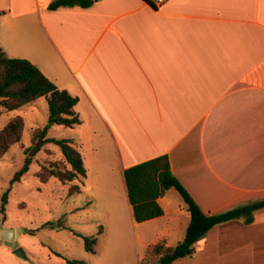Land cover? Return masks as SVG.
Listing matches in <instances>:
<instances>
[{"label": "crops", "instance_id": "crops-1", "mask_svg": "<svg viewBox=\"0 0 264 264\" xmlns=\"http://www.w3.org/2000/svg\"><path fill=\"white\" fill-rule=\"evenodd\" d=\"M52 1L0 0V48L78 97L84 130L71 139L80 150L98 138L134 221L124 170L163 154L208 214L264 198V0ZM170 191L147 220L151 245L175 246L190 222ZM171 264H264V207Z\"/></svg>", "mask_w": 264, "mask_h": 264}, {"label": "rangeland", "instance_id": "rangeland-1", "mask_svg": "<svg viewBox=\"0 0 264 264\" xmlns=\"http://www.w3.org/2000/svg\"><path fill=\"white\" fill-rule=\"evenodd\" d=\"M15 115L25 118V126L22 140L0 160V223L4 227L25 230L18 241L31 260L17 256L0 240V264H63L65 258L80 259L84 264H143L142 259L155 239L151 232L154 226L151 221H134L128 205L117 195L115 173L102 170V165L110 166L111 158L104 153L102 159L98 138L89 141V145L87 142L80 146L89 167L87 176H79L74 181L79 184L80 193L69 195L70 185L55 177L48 182L38 177L41 162L62 159L59 147L52 142L37 153L28 171L11 186L15 173L25 163L23 147L31 145L34 128L48 125L46 97L0 114V129ZM83 130L84 126L80 124L74 128L55 124L49 127L47 137L71 139ZM92 143L97 151L92 150ZM8 188L3 213V195ZM168 198L174 207L178 206L177 200L182 206L185 204L174 188ZM101 225L103 231L99 233ZM78 234L97 237L94 251L85 249V241Z\"/></svg>", "mask_w": 264, "mask_h": 264}, {"label": "trees", "instance_id": "trees-1", "mask_svg": "<svg viewBox=\"0 0 264 264\" xmlns=\"http://www.w3.org/2000/svg\"><path fill=\"white\" fill-rule=\"evenodd\" d=\"M95 1L53 0L50 2L49 8L57 9L64 6L89 7ZM146 1L152 3V0ZM41 97H46L48 102V125L34 128L31 145L23 147L26 155L25 163L15 173L11 186L28 171L37 153L47 143L52 142L59 147L62 159L54 162H41L38 177L43 182H48L55 177L62 183L70 185L69 195L80 193L81 188L74 181L79 176L86 175V167L81 151L74 145L72 139L47 137V132L51 125L74 127L81 123V119L74 109L78 102V97L72 96L65 89H59L29 59L10 57L0 48V114L32 104ZM24 126V117L15 115L0 129V160L15 143L22 140ZM124 178L136 222H144L161 216L164 210L158 199L171 188L179 192L190 214V222L184 239L173 247H165L162 241L151 245V247H148L149 251L147 250L145 257L142 259L143 264H171L178 258L189 256L194 252L195 244L203 239L213 226L234 219H240L249 224L254 220L255 211L264 207L263 198L219 213L208 214L204 212L184 184L173 173L167 154L126 168L124 170ZM10 188L3 195V213L6 211ZM102 231L103 225L100 226L99 233ZM78 235L83 237L85 249L94 251L97 237ZM64 260L63 264H84L82 260L76 258H65Z\"/></svg>", "mask_w": 264, "mask_h": 264}, {"label": "water", "instance_id": "water-1", "mask_svg": "<svg viewBox=\"0 0 264 264\" xmlns=\"http://www.w3.org/2000/svg\"><path fill=\"white\" fill-rule=\"evenodd\" d=\"M25 230L20 227H15V228H10V227H4L3 224L0 223V240L3 241L4 244L9 246L10 248L13 249V252L25 259L30 261L31 259L29 258L27 252L25 249L19 244V237L21 236L22 232Z\"/></svg>", "mask_w": 264, "mask_h": 264}, {"label": "built area", "instance_id": "built-area-1", "mask_svg": "<svg viewBox=\"0 0 264 264\" xmlns=\"http://www.w3.org/2000/svg\"><path fill=\"white\" fill-rule=\"evenodd\" d=\"M165 1H167V0H156L157 4H162V3H164Z\"/></svg>", "mask_w": 264, "mask_h": 264}]
</instances>
